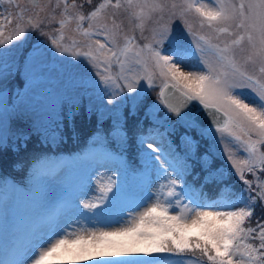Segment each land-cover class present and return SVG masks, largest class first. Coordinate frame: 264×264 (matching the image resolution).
I'll list each match as a JSON object with an SVG mask.
<instances>
[{
	"label": "snow or ice",
	"instance_id": "obj_1",
	"mask_svg": "<svg viewBox=\"0 0 264 264\" xmlns=\"http://www.w3.org/2000/svg\"><path fill=\"white\" fill-rule=\"evenodd\" d=\"M85 3L90 4L91 0H85ZM61 4L63 8L57 19L56 10ZM33 5L39 9L35 19L29 17L26 22L22 21L14 29V34L6 39L0 25V45H11L13 40L17 44L22 43L32 30L49 35L42 31V26L44 20L50 18L60 25L61 32L60 37L52 39V43L62 51H69L68 47L58 43V39H63V30L74 21V31L85 38L83 46L87 48V51H80L76 47L74 54L84 57L96 68H103L96 83L113 88L115 91L110 95L120 93L117 82L127 80L125 72L133 71L134 66H139L144 72L135 82L147 80L149 87L158 72L162 79L160 97L163 98L165 89L170 88L179 92L183 101L180 106H173L166 99L162 102L170 112L185 120L188 128L197 129L203 136L205 132L194 113L181 115L182 107L198 101L202 106L200 110L211 117L209 130L215 124L217 132L227 134V137L221 136V142L231 138L225 145L224 154L243 188L235 191L231 185L223 183L222 172L217 170L213 175L209 170L205 181H215L223 186L214 199L206 200L202 191L197 194L184 179L191 165L185 163L178 167L174 160L168 158L171 152H166L160 145L148 144L147 148L152 149L144 152L148 165L166 183H161L155 192L149 194L143 211L111 230L69 231V228H74L73 223L50 224L47 233L36 236L27 247L17 251L18 258L6 260L4 264H80L104 256H151L153 253H190V264H264V222L257 219L255 227L251 226L257 205L264 208V151L261 150L264 148V0H240L238 4L232 0H171L170 3L168 0H115L114 4L112 0H101L87 13L78 10L76 0H71L70 4L68 0H55V4L53 0H33ZM49 5L52 7L48 16L41 17L40 13L46 12ZM82 8L83 4L79 5V9ZM109 8H124L128 12L135 21L134 27L140 29L142 38L147 41L142 47L135 44V36L121 37V25L114 19L111 26L106 22L104 13ZM166 8L173 10L169 20H182L186 34L192 40L186 43L175 33L170 22L156 24L151 28L150 37L143 36L153 15L157 14L158 19L163 20ZM112 15L114 17L115 13ZM190 16L195 18L199 31H194L188 19ZM85 21L87 28L83 26ZM230 28L237 31L230 32ZM205 29L214 33L217 40L222 34L234 35L235 39L221 46L213 43L208 35L201 34ZM245 39L249 54L241 62L236 58L234 46L241 45ZM76 45L73 40V46ZM36 54L39 55L38 51ZM249 63L258 65L259 75L249 74ZM113 65L120 69L115 76L110 71ZM184 67L198 70L185 71ZM245 90H250L251 96L245 95ZM128 91L132 92V87L129 86ZM252 134H255V140ZM182 139L193 145L194 152L196 141L191 137ZM238 155L243 158H235ZM204 162L210 169L211 162ZM245 173L252 174L255 181L246 179ZM182 182L184 186L177 192V186ZM109 190L101 188L102 197ZM181 198L188 201L183 207L180 206ZM83 207L87 209L95 205L85 203ZM248 240H258L259 243H248ZM100 264L158 262L101 261Z\"/></svg>",
	"mask_w": 264,
	"mask_h": 264
},
{
	"label": "rangeland",
	"instance_id": "obj_2",
	"mask_svg": "<svg viewBox=\"0 0 264 264\" xmlns=\"http://www.w3.org/2000/svg\"><path fill=\"white\" fill-rule=\"evenodd\" d=\"M68 2L70 4L71 0ZM100 2L101 0H91L89 4L85 3V0H76L78 10L84 13L91 11ZM112 2L114 4L115 0ZM168 2L170 3L171 0ZM232 2L238 4L240 0H232ZM53 4H55V0H53ZM81 4H83V8L79 9ZM51 7L52 5H49L46 12L40 13L41 17L48 16ZM62 8L63 4L60 9L56 10L57 19L60 17ZM38 11L39 9L34 8L33 0H0V25L4 30L3 38L6 39L10 34H14V29L22 21L26 22L29 17L35 19V13ZM172 11L171 8H166L163 20H159L158 15L154 14L152 20L146 24L143 36L150 37L151 28L156 24L170 22L175 33L182 36L186 43L192 40L193 38L186 34L182 20L179 18L169 20ZM113 13H115L114 17ZM104 15L110 26L113 19L121 25V37L123 35L135 36V44L141 47L147 42L142 38L140 29L134 27L135 21L124 8L119 10L109 8ZM188 19L193 24L194 31H199L195 18L190 16ZM83 26L88 27L87 21ZM74 27L75 22L73 21L63 30V39H58V43L63 47H68L69 51H62L52 43V39L60 37L61 32L60 25L50 18L45 19L42 26V31L49 35H41L32 30L26 34L27 38L23 39L22 43L17 44L13 40L11 45H0V49L3 50L0 51V144L18 143L20 137L43 136L48 127L53 124L57 125L56 120L61 124L62 121H65L66 126L70 130H74V136L81 139L88 129L94 126L108 127L114 124H106L111 118L112 121H115L116 118L122 119L123 114L129 113L131 121L141 118L144 121L145 113L148 112L145 104L149 102L150 106L154 103L151 108L154 113L156 112L155 114L151 113L154 121L157 120L166 126L173 133V137L177 135V132L183 135L178 138L181 148L178 152V159L182 163L181 166L185 163L191 165L193 161L198 163L196 171L200 172L203 168L216 175L219 170L224 174V184L234 188L233 179H235L238 184L236 185L243 187L242 182L230 167L231 162L224 154L225 145L231 139L229 137L221 142V136L227 137L226 133L217 132L216 128L210 130L202 128L205 135L201 136L200 131L188 128L185 120L177 116L176 113L170 112L163 106V103L162 105L155 103L157 99L161 101L159 92L162 79L158 72L154 75L153 85L149 87L147 80L135 82L144 75V72L139 66H134L133 71L125 72L127 80L120 79L117 82L121 88L120 93L110 95L115 91L113 88H105L102 84L98 86L96 83L99 80L98 73L102 72L103 68H96L84 57L74 54L76 47L80 51H87V48L83 46L86 43L85 38L75 32ZM236 31L235 28H230V32L235 33ZM201 34L208 35L213 43H220L221 46L224 42L235 39L234 35L222 34L217 40L215 34L207 29ZM73 40L77 42L75 47ZM37 51L39 55L36 54ZM234 51L236 58L243 62L249 54L246 39L241 45L234 46ZM209 59L212 58L209 57ZM257 69L258 65L251 63L247 65L250 75H259ZM184 70L195 71L198 69L184 67ZM110 71L113 76L119 74V66L113 65ZM141 85H143V91H141ZM129 86L132 87V92L128 91ZM245 95L251 96V91L245 90ZM134 103L135 112H133ZM170 134L166 131L162 133L155 131V133L141 137L139 139L140 146L143 141L141 148L144 152L145 150L151 152L152 149L147 148L148 144L161 146L166 143ZM111 135L116 142L121 144L126 138L125 132L122 131L112 132ZM70 136L72 139V134ZM46 137L42 138V142L45 144L49 142ZM183 137H191L196 141V144L198 143V146L195 145L194 152L192 151L193 145L187 139H182ZM252 139H256L255 134H252ZM49 140L60 142L56 137H51ZM68 142L71 143V140ZM40 143V141L33 142L29 147L25 145L18 150L10 151V157L6 158L4 165H7L16 156L25 157ZM2 146L0 145V152L3 150H1ZM228 146L231 148V145ZM261 150L264 151V148ZM232 151L236 152V149L232 148ZM144 152L141 155V159L145 163L142 178L134 179L127 192L120 197H118L117 191L121 184L125 186L123 183L125 179L123 181L121 179L124 174L123 167L111 157H104L97 153L86 157L84 165L80 164L71 171L66 166L57 168L55 165L56 168L52 167L54 169L42 170L33 178L35 185L32 186V191H28V194H17L13 200H11V196H5L0 202V206H2L0 207V230H4L6 227L12 234L9 233L8 239H4L5 242L0 245V264H4L6 260L18 258L17 251L27 247L36 236L47 233L50 224L73 223L74 228H69V231L98 228L111 230L122 226L131 216L143 211L149 194L155 192L161 183H166L154 169L149 167ZM235 158L242 159L243 156L238 155ZM205 160L211 162L210 169L209 165L204 162ZM214 165L220 166L216 168ZM191 169L192 165L187 171ZM169 171L171 172L172 169ZM257 175H259V171H257ZM245 177L255 181V177L250 173H245ZM173 178L176 177L173 176ZM41 179H43V183H40ZM217 185L223 186L218 183ZM101 188L110 190L102 197ZM85 203L93 204L95 207L85 209L83 207ZM187 203L186 199L181 198V207ZM257 207L261 206L258 204ZM262 210L264 213V208ZM77 221L78 223H76ZM85 234L87 233L85 232ZM247 242L255 243L252 240ZM130 255L98 257L94 260L80 262V264L125 261L124 259ZM190 260V257H182L161 264H190Z\"/></svg>",
	"mask_w": 264,
	"mask_h": 264
},
{
	"label": "trees",
	"instance_id": "obj_3",
	"mask_svg": "<svg viewBox=\"0 0 264 264\" xmlns=\"http://www.w3.org/2000/svg\"><path fill=\"white\" fill-rule=\"evenodd\" d=\"M155 103H161L162 105V101H159V99H157ZM145 106L148 112L145 113L144 121L147 122L142 121V118L140 120L133 119L134 121H131L129 120V113H127L123 114L121 117L122 119L116 118L115 121H112L111 118L106 124H114H111L108 127L94 126L93 128L88 129L86 131L87 133L85 132V136L81 139H78L80 137L74 136V130H70L66 126L65 121H62L61 124L56 120L57 125H48L50 127L47 128V131L44 132L45 134H43V136L31 135L24 138L20 137V142L18 143L9 142L0 144L3 145L1 148V150H3L0 152V198H4L5 195H10L8 193L14 194L16 192L27 191L30 188H33L32 186L35 185L33 183V178L42 170L54 169L52 167H55L54 165L58 164L59 162H62L64 165L68 164V168L72 169V159H76L78 157L75 165H84L85 158L89 155H92L93 153H97L104 157H111L123 167L124 174L121 179L122 181L125 179L123 182L125 186L121 184L117 191L118 197H120V195L127 192L129 185H131L134 179L142 178L144 174L143 170L145 168V163L141 159V155L144 150L140 146L139 139L151 133H155V131H158L159 133H162L163 131H166L168 134L171 133L168 135L169 139L166 141V143L162 144L161 146L166 152H171V155L168 158L170 160H174L177 166L181 167L182 163L178 159V152L181 150L178 138L182 134L175 130L177 135H174L175 137H173V133L170 132L166 126H163V124H160V122L157 120L154 121L152 114H155L156 112L154 113L151 109L154 106V103H152L150 106V103L146 102ZM160 111L162 110L160 109ZM120 131L125 132L126 136L123 144L116 142L114 137L111 135L112 132ZM71 134L72 139L70 138ZM45 136H47L46 138L49 141L46 144L42 142V138ZM51 137L58 138L60 142H51L49 140ZM70 140L71 143L68 142ZM96 140L99 141L97 142ZM39 141L41 142L39 146L29 151L25 157L16 156L7 165H4L6 158L10 157V151L18 150L25 145L26 147H29L31 143ZM171 145L172 147H170ZM196 146H198V143ZM201 157H203V154H201ZM191 165L192 169L187 171L184 177L188 185L193 191L197 192V194L202 191L206 200L214 199L222 186L217 185L215 181L206 182L205 176L208 175V171H206L207 169L204 170L202 168L200 172H198L196 171L198 168V163L196 164L192 161ZM218 166L220 165H214L216 168ZM196 175L198 176L196 177ZM236 184V180L233 179V189L238 192L243 187H238V184ZM183 186L184 185L182 182L177 186V189L180 190V188ZM257 219H262V222H264V213L261 207H256L255 214L251 219V226L255 227ZM2 239L3 237L1 240ZM255 243L258 244L259 241H255ZM191 256L192 254L190 253L182 255L171 253H153L151 256H146L144 254H131L124 260L157 261L158 264H161L163 262L179 259L182 257L191 258Z\"/></svg>",
	"mask_w": 264,
	"mask_h": 264
},
{
	"label": "water",
	"instance_id": "obj_4",
	"mask_svg": "<svg viewBox=\"0 0 264 264\" xmlns=\"http://www.w3.org/2000/svg\"><path fill=\"white\" fill-rule=\"evenodd\" d=\"M163 99H166L167 102L173 106H180L183 102L182 97L180 96L179 92H176L174 90H170V88L165 89L164 97L161 98V101ZM164 106L167 108V106L165 104H164ZM200 109H202V106L199 105V102L198 101H192V102H190L189 106L181 108V115H183V113H185V112H192L197 116L202 128H208V125L211 123V117L206 116V114L203 111H201ZM211 128H216L215 124H212Z\"/></svg>",
	"mask_w": 264,
	"mask_h": 264
}]
</instances>
